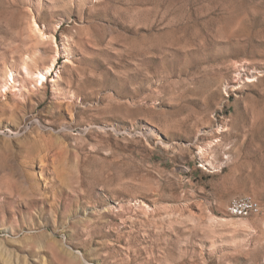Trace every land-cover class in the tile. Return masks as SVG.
Masks as SVG:
<instances>
[{
    "label": "rangeland",
    "instance_id": "1",
    "mask_svg": "<svg viewBox=\"0 0 264 264\" xmlns=\"http://www.w3.org/2000/svg\"><path fill=\"white\" fill-rule=\"evenodd\" d=\"M0 264H264V0H0Z\"/></svg>",
    "mask_w": 264,
    "mask_h": 264
},
{
    "label": "built area",
    "instance_id": "2",
    "mask_svg": "<svg viewBox=\"0 0 264 264\" xmlns=\"http://www.w3.org/2000/svg\"><path fill=\"white\" fill-rule=\"evenodd\" d=\"M228 213L235 218L257 216L260 213V206L255 200H247V197L237 198L228 206Z\"/></svg>",
    "mask_w": 264,
    "mask_h": 264
},
{
    "label": "bare ground",
    "instance_id": "3",
    "mask_svg": "<svg viewBox=\"0 0 264 264\" xmlns=\"http://www.w3.org/2000/svg\"><path fill=\"white\" fill-rule=\"evenodd\" d=\"M44 79H45V76L43 74H37V82H40L42 84V81ZM247 200H252V199L247 198Z\"/></svg>",
    "mask_w": 264,
    "mask_h": 264
}]
</instances>
